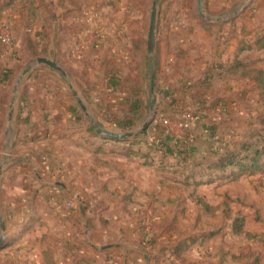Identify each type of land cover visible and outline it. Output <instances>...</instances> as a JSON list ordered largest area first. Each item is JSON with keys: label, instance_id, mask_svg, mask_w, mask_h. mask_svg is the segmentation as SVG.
Returning a JSON list of instances; mask_svg holds the SVG:
<instances>
[{"label": "rangeland", "instance_id": "374dc122", "mask_svg": "<svg viewBox=\"0 0 264 264\" xmlns=\"http://www.w3.org/2000/svg\"><path fill=\"white\" fill-rule=\"evenodd\" d=\"M8 1L0 0V210L7 228L0 264H42L40 250L33 253L27 246L14 245L41 223L47 204L43 193L50 186L46 182L72 180L81 187V183H89L88 175L92 173L98 181L90 182L96 192L98 183L115 175L136 178L140 183H152L158 177L166 187L154 185V193L162 196L170 190L179 198L202 186L214 187L188 186L183 181L192 178L205 183L222 175L210 168L217 159L216 153L244 143H264V137L252 136L260 130V125L254 123L255 117H264V104L255 90L250 97H258V101H157L155 87V118L138 137L140 142L136 141L138 138L110 141L96 133L97 129L136 132L150 120L152 80L163 62L169 63L170 56L187 57L190 71L196 73L199 58L207 52L203 36L206 30L201 24L208 23L198 13V0H158L152 55L147 52V40L154 0H49L51 13L44 7L45 0H15L10 9L3 7ZM43 9L52 20L50 42L41 36L47 26L43 24ZM216 18L208 15L210 21ZM39 22L42 28L35 32ZM213 29L220 33L225 30L220 25ZM3 36L10 38L9 45L2 42ZM38 58L56 62L64 73L38 64ZM30 65H34L33 70L15 92L22 73ZM139 116L141 122L137 127L123 131L124 125ZM104 139L110 143L104 144ZM159 140L171 144L176 152L187 151L188 155L161 154L156 160L161 162V168L157 169L149 166L148 155L139 158L129 152L126 157L121 149L125 142H131L132 149L138 151L145 141ZM113 143L121 145L120 150L112 149ZM23 170H27L32 197L26 201L23 196L20 200L30 204L34 210L32 217L24 206L13 204V196L8 194L17 181L22 182ZM231 171L236 170L228 168L226 173ZM243 178L251 179L247 185L250 191L264 195V175ZM99 203L77 201L76 210L78 205H86L92 212L104 211V205ZM143 204L129 206V222L147 221L142 214ZM161 208L157 216L148 219V224L154 218L156 222L164 220L167 211ZM13 238L16 243L7 246ZM96 260L99 264L104 261Z\"/></svg>", "mask_w": 264, "mask_h": 264}, {"label": "crops", "instance_id": "0c3cea01", "mask_svg": "<svg viewBox=\"0 0 264 264\" xmlns=\"http://www.w3.org/2000/svg\"><path fill=\"white\" fill-rule=\"evenodd\" d=\"M48 1L45 0L46 6L45 3L42 5L51 13ZM204 8L207 15L223 19L208 23L223 26L225 30L221 35L224 34L228 41L222 40V46H219L203 31L207 52L199 58L197 64L200 67L194 71L196 73L190 71L187 57L179 59L170 56L169 63L163 62L156 76L157 101H258V97H250L254 83L231 74L229 67L241 41L251 43L264 36V0H252L250 3L248 0H205ZM42 13L46 14L43 24L47 26L42 29L41 36L50 42L52 20L47 18L49 14L45 9ZM40 28V22L36 23L35 32ZM249 54L264 58V49L246 51L242 56ZM257 66L264 70V61ZM243 96L245 98L241 99ZM129 101L132 99L129 98ZM26 171L23 170L22 182L17 181L15 186L8 189V194L13 196V204L24 206L28 216L32 217L34 210L30 209V204L21 203L20 200L23 196L25 200L32 197ZM91 174L88 175L89 183H81V187L72 180L65 183L46 182L50 186L43 193L47 204H44L46 208L42 212L41 223L29 233L26 232L24 240L15 244L14 248L27 246L33 253L40 250L42 264H47L44 258L46 251L53 254L57 264H89L84 260L86 257L91 259V264H99L96 259L104 260L101 264H264V244L260 238L247 239L235 235L232 220L225 219L221 212L209 215L191 200H187V203L179 201L170 190L162 196L154 193V185L166 187L158 177L152 183L146 180L140 183L136 178L115 175L98 183L95 192L91 183L96 180V175L93 177ZM248 180L251 179L242 178L219 188L202 186L199 192L212 207L220 205L225 195L235 199L231 204L232 215L240 213L245 216L246 230L264 238V195L250 191ZM77 201H100L104 211L93 209L92 212L86 209V205H78L79 210L69 212L66 205L73 203L76 207ZM140 202L144 203L145 207L139 206L143 207L142 214L147 221L129 222L127 219L132 211L129 206ZM160 208L167 211V216L158 222L154 218L148 224V219L157 216ZM171 221H175L173 230L163 228ZM214 231L220 234L207 240L202 238L204 234ZM190 237L196 239V243L182 253V257L188 261L182 263L172 255V248Z\"/></svg>", "mask_w": 264, "mask_h": 264}, {"label": "trees", "instance_id": "16d2710c", "mask_svg": "<svg viewBox=\"0 0 264 264\" xmlns=\"http://www.w3.org/2000/svg\"><path fill=\"white\" fill-rule=\"evenodd\" d=\"M15 0H10L7 2L6 7L10 9L13 7ZM33 4V3H32ZM202 27L210 37L214 39V41L219 45L222 46V40L227 39L224 35H221L220 30L218 32L214 31V27L216 25L208 24L202 22ZM219 34V35H218ZM220 36V37H219ZM228 40H225L227 42ZM264 49V36L257 38L253 42L249 43L246 41H241L238 49L236 57L229 67L231 74L238 75L241 80H249L254 83L253 90H255L259 96V101L264 104V70L260 69L257 65L259 62L264 61V58L252 57L251 54L247 56H242V54L246 51L253 52V51H261ZM159 66L157 67V69ZM159 70V69H158ZM157 70V74L159 71ZM156 74V75H157ZM112 121V120H111ZM110 121V122H111ZM131 123H128L122 127L123 131L133 129L137 127L141 122V116L133 117ZM254 123L257 126V123L260 125V130L257 131L254 136H258V138L263 139L264 137V117L262 115H258L255 117ZM112 124L115 122L112 121ZM263 126V129H261ZM260 133L263 135H260ZM146 134V133H145ZM141 138L136 139V141L140 142ZM103 143L107 144L110 141L103 140ZM256 143V142H255ZM254 142H250L248 144H240L239 147L234 149H226L225 153H216L217 159L216 161L210 166L212 169H216L222 175L212 178L205 183L194 181L192 178H185L183 181L184 185H190L198 187L200 185H212L214 188H219L229 183H236L240 181L244 176H252L256 174L264 175V143L262 145H256ZM114 145L111 147L112 149L115 148L117 151L120 150L121 145H117V143H113ZM125 145L121 148L122 151L125 150L124 155L126 157L129 156V152H133L136 155H139V158H144V154L148 155L150 165L153 167H157V169L161 168V162L157 160L159 155L164 154L166 156H175L178 153L183 154L184 156L188 155L187 151H180L176 152L175 149L167 144L166 142L159 140L155 143H150L145 141V143L141 144V150L137 149L138 151H134L133 145L131 142H125ZM145 151H148L145 153ZM116 151V152H117ZM144 152V153H143ZM149 164V163H146ZM113 166V165H112ZM228 168H234L236 171H231L229 174L226 173ZM209 169V167H208ZM177 182V181H174ZM164 182H162L163 184ZM165 184V183H164ZM178 200L187 203V200H191L196 206L199 207L200 210L206 212L209 215H216L217 212H221L225 219L232 220V230L235 235L245 237L247 239H257L260 238L262 243L264 244L263 235L253 234L246 230V217L237 213L232 215L231 213V204L235 202V199L230 198L228 195L224 196V201L218 205L217 207H212L209 205L205 199L200 195L199 190L195 189L192 194L189 196H181ZM200 217V216H199ZM200 219V218H199ZM259 221L262 219L258 218ZM175 221L167 222L166 225H163V228L173 230ZM220 234L219 231L209 232L202 236L205 240L215 237L216 235ZM17 239L13 238L7 246L14 245ZM196 243V239L193 237L187 238L184 241H180L177 245L172 248V255L175 256L178 260L182 263H188V261L182 257V253L188 251L191 246ZM44 258L47 264H57L53 258V254L50 251L44 252ZM259 258L257 257V260ZM86 262L91 264V259L86 257L84 258Z\"/></svg>", "mask_w": 264, "mask_h": 264}, {"label": "water", "instance_id": "95a60500", "mask_svg": "<svg viewBox=\"0 0 264 264\" xmlns=\"http://www.w3.org/2000/svg\"><path fill=\"white\" fill-rule=\"evenodd\" d=\"M252 0H248V3H250ZM204 4H205V0H198V13L199 15H201L204 19H206L209 23H213V21L208 20V15L205 12V8H204ZM157 17H158V0H154L153 5H152V12H151V18H150V25H149V32H148V40H147V52L149 55H152L154 53L155 50V46H156V32H157ZM222 18L216 19L215 22H219L222 21ZM214 22V23H215ZM37 63L40 65H46L60 73H64L63 69L54 61L48 60L46 58H38L37 59ZM34 68V65H30L21 75L15 92H17L18 88L20 87L22 81L24 80V78L26 77L27 74H29ZM155 87H156V79L155 77L152 80V88H151V92H152V100H151V117L150 120L145 122L142 127L136 131V132H126V133H116L113 131H110L108 129H97L96 133L107 139L110 141H115V142H120V141H126L129 139H133V138H138L140 137L145 130L147 129L150 121L154 120L155 118V112H156V108H155V102H156V97L154 95V91H155ZM73 90V88H72ZM76 98L78 99V102L80 103V105H82V107L84 108L81 100L79 99L78 95L75 94ZM13 106H14V101L11 104V113L9 115V120L11 121L12 116H13ZM2 175H3V168H0V183L2 181ZM0 228H1V236H0V249L3 247V244L6 240L7 237V228H6V223L3 217V214L0 210Z\"/></svg>", "mask_w": 264, "mask_h": 264}, {"label": "built area", "instance_id": "2783aa9c", "mask_svg": "<svg viewBox=\"0 0 264 264\" xmlns=\"http://www.w3.org/2000/svg\"><path fill=\"white\" fill-rule=\"evenodd\" d=\"M2 42L5 43L6 45H9V43H10V38L7 37V36H3V37H2ZM163 122H164L165 124L168 123V121H165V120H164ZM67 205H68V207H69L70 209H72V210H75V209H76V207L74 206L73 203H68Z\"/></svg>", "mask_w": 264, "mask_h": 264}]
</instances>
